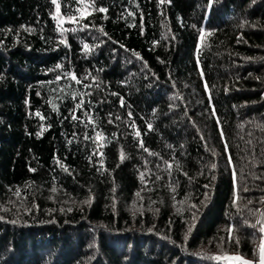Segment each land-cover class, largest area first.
<instances>
[{"label":"trees","instance_id":"trees-1","mask_svg":"<svg viewBox=\"0 0 264 264\" xmlns=\"http://www.w3.org/2000/svg\"><path fill=\"white\" fill-rule=\"evenodd\" d=\"M262 201L264 0H0V264L257 261Z\"/></svg>","mask_w":264,"mask_h":264},{"label":"snow or ice","instance_id":"snow-or-ice-1","mask_svg":"<svg viewBox=\"0 0 264 264\" xmlns=\"http://www.w3.org/2000/svg\"><path fill=\"white\" fill-rule=\"evenodd\" d=\"M161 2H163V0H161ZM53 3H56V0H53ZM98 10L100 12H105L106 11L105 8H99ZM59 11H60V6L57 5V13H59ZM71 19H72L73 22H75V17H73ZM85 47L87 48V45H85ZM57 67H59V65ZM70 75H71V79L72 80H75L76 83H80V80L75 75H72V74H70ZM57 79H59V77H57ZM81 106H82L81 104H77L76 108H80ZM72 119L73 120L77 119L76 115L73 114ZM137 135H140V133L138 132ZM221 135H223V133H221ZM85 138L87 139L88 137H85ZM96 138L97 139L101 138L99 133H97V137ZM141 147H143L142 143H141ZM144 150L148 151L146 148ZM121 159H123V154H121ZM229 164H231V157H229ZM213 167H215V165H213ZM233 179L235 180V172H233ZM18 194L19 193L17 192V195ZM137 195H139V194L137 193ZM262 203H264V201H262ZM257 224L260 225L258 231L260 233L264 234V221L257 220L256 224H252L251 227L256 228ZM228 232H229L228 242H231V240L233 239V237L231 236L232 229H228ZM224 242L225 241L223 240V238H221V243H224ZM236 243L238 244L239 240H237ZM211 259H214V260H217V261L226 260V261H229V262H237V264H254L253 261L246 260L243 257H241L239 254L228 255L226 253H222L221 255H217V256L211 257ZM259 264H264V236L261 237V243L259 245Z\"/></svg>","mask_w":264,"mask_h":264},{"label":"rangeland","instance_id":"rangeland-1","mask_svg":"<svg viewBox=\"0 0 264 264\" xmlns=\"http://www.w3.org/2000/svg\"><path fill=\"white\" fill-rule=\"evenodd\" d=\"M258 263H259V258H258ZM229 262V261H228ZM254 263L256 262V261H253ZM229 264H237V262H229Z\"/></svg>","mask_w":264,"mask_h":264},{"label":"water","instance_id":"water-1","mask_svg":"<svg viewBox=\"0 0 264 264\" xmlns=\"http://www.w3.org/2000/svg\"><path fill=\"white\" fill-rule=\"evenodd\" d=\"M263 236H264V234H263ZM254 264H259V263H258V261H256Z\"/></svg>","mask_w":264,"mask_h":264}]
</instances>
